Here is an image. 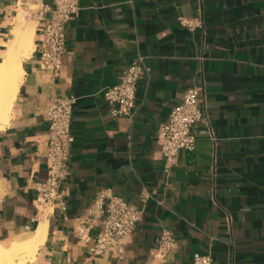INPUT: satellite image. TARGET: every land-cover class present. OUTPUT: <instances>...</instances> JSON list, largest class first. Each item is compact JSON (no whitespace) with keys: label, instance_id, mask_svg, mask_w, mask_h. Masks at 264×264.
<instances>
[{"label":"crops","instance_id":"obj_1","mask_svg":"<svg viewBox=\"0 0 264 264\" xmlns=\"http://www.w3.org/2000/svg\"><path fill=\"white\" fill-rule=\"evenodd\" d=\"M0 0V62L25 4ZM67 24L59 76L39 67L43 20L11 117L0 129V243L46 237L23 264H193L197 252L215 264H264V0H80ZM48 17V16H46ZM186 21V23L182 22ZM190 24V25H189ZM144 57L150 71L137 82L134 114L112 116L107 87ZM203 84L201 104L214 132L196 123V147L181 150L167 172L159 125L189 87ZM74 96L65 212L37 209V183L47 177L46 110ZM144 208L126 238L123 258L110 249L92 255L100 230L81 241L77 229L99 192ZM164 229L178 247L156 256Z\"/></svg>","mask_w":264,"mask_h":264},{"label":"built area","instance_id":"obj_2","mask_svg":"<svg viewBox=\"0 0 264 264\" xmlns=\"http://www.w3.org/2000/svg\"><path fill=\"white\" fill-rule=\"evenodd\" d=\"M35 3L36 8L25 4L22 10L24 16L29 19L43 20L40 27L42 49L39 67L56 77L61 73L67 53V24L78 15L81 9L80 0H55L54 6ZM182 22L186 23V21ZM149 71L150 67L145 58L140 57L124 69L117 84L105 89L104 95L110 105L112 116H133L137 82ZM204 90L203 84L189 87L182 102L176 105L168 119L159 125L157 141L165 158L167 172L176 164L181 150L195 149L196 123H206L214 138L207 113L201 104L200 96ZM75 102L76 98L72 95L55 97L51 99L46 110V118L49 122L47 177L45 181L37 183L38 195L35 200L37 209L43 212H50L53 209L65 212L68 208L62 181L69 171L71 148L74 142L72 118ZM105 198L106 194L103 191L97 194L89 209V217L79 222L77 235L81 241L88 242L92 238L89 229L98 225L100 230L89 247L91 254L103 255L108 250L114 249L119 257L123 258L126 238L135 231L142 219L144 208L118 195H109L108 201ZM177 247L178 241L173 231L164 229L159 237L156 256L166 259ZM193 264H215V260L211 253L197 252L193 256Z\"/></svg>","mask_w":264,"mask_h":264},{"label":"bare ground","instance_id":"obj_3","mask_svg":"<svg viewBox=\"0 0 264 264\" xmlns=\"http://www.w3.org/2000/svg\"><path fill=\"white\" fill-rule=\"evenodd\" d=\"M20 11L16 16L12 37L5 42L7 50L3 61L0 62V129L6 126L11 117L14 101L25 74L24 59L35 49V24L24 19ZM46 228L45 220L34 236L15 240L8 246L0 243V264H23L33 259L45 240Z\"/></svg>","mask_w":264,"mask_h":264},{"label":"rangeland","instance_id":"obj_4","mask_svg":"<svg viewBox=\"0 0 264 264\" xmlns=\"http://www.w3.org/2000/svg\"><path fill=\"white\" fill-rule=\"evenodd\" d=\"M30 6H31L32 8H36V7H37V5H36L35 2L31 3ZM21 9H22V8H21ZM20 12H22V15H23L24 19H27V21H28L29 18H27V17L24 16V12H23V10L20 11ZM31 21H32V20H31ZM31 21H28V22H31Z\"/></svg>","mask_w":264,"mask_h":264}]
</instances>
